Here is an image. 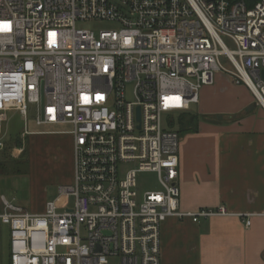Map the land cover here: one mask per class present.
Returning <instances> with one entry per match:
<instances>
[{
    "label": "built area",
    "instance_id": "1",
    "mask_svg": "<svg viewBox=\"0 0 264 264\" xmlns=\"http://www.w3.org/2000/svg\"><path fill=\"white\" fill-rule=\"evenodd\" d=\"M93 22L116 28L82 27ZM221 74L264 110V0H0V153L8 113L26 120L28 103L38 126H70L73 138V181L43 213L1 198L9 264H162L169 218L249 226L253 214L225 206L180 208L181 138L169 118ZM143 172L158 190L138 192ZM63 196L74 205L58 211Z\"/></svg>",
    "mask_w": 264,
    "mask_h": 264
},
{
    "label": "crops",
    "instance_id": "2",
    "mask_svg": "<svg viewBox=\"0 0 264 264\" xmlns=\"http://www.w3.org/2000/svg\"><path fill=\"white\" fill-rule=\"evenodd\" d=\"M190 112L200 124L198 132L181 140V210L225 206L231 213L253 216L249 226L238 216L199 223L169 218L161 231L162 264H264V110L245 86L221 74L202 89L196 111ZM37 136H42L36 138L41 150L54 136L59 159L70 166L71 184L73 138L60 131ZM48 201L38 195L31 213H43Z\"/></svg>",
    "mask_w": 264,
    "mask_h": 264
},
{
    "label": "rangeland",
    "instance_id": "3",
    "mask_svg": "<svg viewBox=\"0 0 264 264\" xmlns=\"http://www.w3.org/2000/svg\"><path fill=\"white\" fill-rule=\"evenodd\" d=\"M84 28L92 29L96 33L102 30H111L116 28V25L109 22H93L82 25ZM132 87H129V92ZM196 106H192L191 110L196 111ZM183 113L171 115L169 120H173V126L179 131L181 127V116ZM38 116V106L33 103H28V111L26 120L17 111H10L8 113V121L5 124L6 142L16 141L21 139L24 148L29 153V160L23 162H14L16 159L22 157L23 150L14 148V145H7L8 149L5 154L0 156L4 158L5 166H0V203L1 198L5 197L9 201L21 206L27 212H33V207L38 199V195L43 199L53 201L58 197V188L60 184L68 183L71 177L70 166L67 165V159H59L60 152L57 149V142H53L54 136L48 138L51 142L45 149L41 150L36 144V138L39 132L43 131H69L70 126H38L36 124ZM169 122V121H168ZM28 130L32 135H25ZM38 133V134H36ZM59 137V136H58ZM67 137V136H63ZM182 140L183 135H180ZM34 141V142H33ZM25 155V154H24ZM28 155V154H27ZM21 167L23 173H14V168ZM66 179L65 181H63ZM138 192L144 193L146 191L158 190L159 184L155 174L143 172L138 175ZM1 205V204H0ZM74 198L63 196L57 201L58 211H63L65 207H73ZM0 252L1 264H9V230L7 227H2L0 232Z\"/></svg>",
    "mask_w": 264,
    "mask_h": 264
},
{
    "label": "trees",
    "instance_id": "4",
    "mask_svg": "<svg viewBox=\"0 0 264 264\" xmlns=\"http://www.w3.org/2000/svg\"><path fill=\"white\" fill-rule=\"evenodd\" d=\"M181 127L179 129V134L181 135H185V134H188V133H196L198 132V129H199V124H200V118L191 113V112H187V113H183L182 116H181ZM10 145H14V148L15 149H18V150H23V155L22 157L16 159L14 162H23L25 161L26 159L29 160V153L27 152L26 149H23L24 148V145L21 141V139H16V141H14V143L12 142H9ZM7 143V145L9 144ZM6 145V149H8V146ZM4 150V152H5ZM7 151V150H6ZM4 152H2V154H5ZM25 154V155H24ZM28 154V155H27ZM7 162L4 160L3 157L0 156V166H5L4 163ZM14 173H17V174H22L23 171H22V168L21 167H16L14 168Z\"/></svg>",
    "mask_w": 264,
    "mask_h": 264
},
{
    "label": "water",
    "instance_id": "5",
    "mask_svg": "<svg viewBox=\"0 0 264 264\" xmlns=\"http://www.w3.org/2000/svg\"><path fill=\"white\" fill-rule=\"evenodd\" d=\"M138 118L140 119V109L138 110Z\"/></svg>",
    "mask_w": 264,
    "mask_h": 264
}]
</instances>
